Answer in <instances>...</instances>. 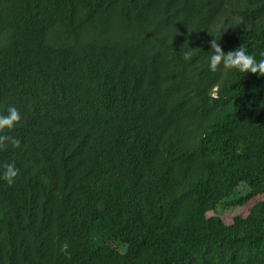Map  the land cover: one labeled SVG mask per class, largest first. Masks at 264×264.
I'll list each match as a JSON object with an SVG mask.
<instances>
[{
    "label": "trees",
    "instance_id": "1",
    "mask_svg": "<svg viewBox=\"0 0 264 264\" xmlns=\"http://www.w3.org/2000/svg\"><path fill=\"white\" fill-rule=\"evenodd\" d=\"M214 38L264 58V0H0V264H264V77Z\"/></svg>",
    "mask_w": 264,
    "mask_h": 264
},
{
    "label": "clouds",
    "instance_id": "2",
    "mask_svg": "<svg viewBox=\"0 0 264 264\" xmlns=\"http://www.w3.org/2000/svg\"><path fill=\"white\" fill-rule=\"evenodd\" d=\"M184 48H187L188 51H182L181 55L185 61H188L192 58V53L195 50L190 49L187 42L183 45L182 49ZM210 49L208 60L211 72L237 70L240 73H251L258 77H264V58L257 61L243 47H239L235 51H229L225 54L219 42L214 38L210 41ZM261 56L264 57V53H261ZM213 96H215V92H213ZM20 121L21 115L14 106L7 109V115L0 114V150H5L8 145L16 149L20 148V139L4 134L6 130L10 132L14 129ZM3 169V175L0 178L11 186L18 176V169L14 164H4Z\"/></svg>",
    "mask_w": 264,
    "mask_h": 264
},
{
    "label": "rangeland",
    "instance_id": "3",
    "mask_svg": "<svg viewBox=\"0 0 264 264\" xmlns=\"http://www.w3.org/2000/svg\"><path fill=\"white\" fill-rule=\"evenodd\" d=\"M261 199L262 198L254 199L246 206L240 208H227L223 213H221L220 216L226 224L230 225L233 223V220L236 216H247L253 205ZM209 215H212V213Z\"/></svg>",
    "mask_w": 264,
    "mask_h": 264
}]
</instances>
